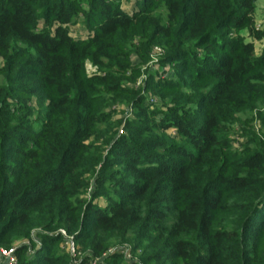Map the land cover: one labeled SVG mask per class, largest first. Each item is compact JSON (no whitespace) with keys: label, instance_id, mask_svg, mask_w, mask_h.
I'll return each mask as SVG.
<instances>
[{"label":"trees","instance_id":"obj_1","mask_svg":"<svg viewBox=\"0 0 264 264\" xmlns=\"http://www.w3.org/2000/svg\"><path fill=\"white\" fill-rule=\"evenodd\" d=\"M255 2L0 0V247L20 244L18 264H75L64 231L80 264L123 245L140 257L110 251L107 264H264V141L249 132L264 130V54L215 38ZM81 14L97 20L76 40ZM153 45L177 78L127 90ZM201 47L221 54L184 76Z\"/></svg>","mask_w":264,"mask_h":264},{"label":"rangeland","instance_id":"obj_2","mask_svg":"<svg viewBox=\"0 0 264 264\" xmlns=\"http://www.w3.org/2000/svg\"><path fill=\"white\" fill-rule=\"evenodd\" d=\"M113 2L119 3L121 7L130 10V6L135 4L137 10L139 11L141 8L142 0H113ZM164 12V9H162ZM87 14L90 13V9L86 12ZM94 20H97V16L93 17ZM78 23L75 26H72L70 29L71 35L76 39V40H83L87 39L89 34H92L94 32V20L88 19L85 14H81L77 18ZM260 28L259 30H256V28ZM216 40L217 42L221 45H224V47L229 46L231 48L233 47H240L244 44H251L254 47V55L257 57H260L262 54H264V0H256L255 2V9L252 13H247L245 16L244 24L238 28H231L228 30H222L219 33L216 34ZM155 48H160V52H156ZM194 50V48L192 49ZM190 50L191 55L193 58L190 59V65L187 69V72H185L184 76H187V74H191L195 70V66L193 62H196L200 67V70L202 71V68L205 66L204 62V55L206 54H212L215 53L216 55L221 54V48L215 49V47H201L198 48L197 51L194 53ZM165 50L161 46L153 45V48L151 49L149 53V59L147 63H143L142 61H138L136 59V56H134L133 61L130 64V69L127 73H125V77L127 78L128 82L125 83V88L127 90H135V91H140L141 93L144 91V88L146 84H148L150 81H154L156 77L162 78L163 80H167L168 78L176 79L177 75L174 74L175 68L172 66H165L162 65L160 62L161 58L164 57ZM96 69L93 68L92 66H88L87 72L88 74H95ZM185 81L187 83L185 84V88L189 91V94L187 97L190 96L189 99H191V105L194 106L197 102V96H192L191 94L195 91V86L198 84V81H196L193 77H185ZM201 83V81H199ZM143 90V91H142ZM167 91L164 92V95L166 96ZM177 92V91H176ZM175 91H171V93L174 95L176 93ZM203 92H206L205 89ZM156 93V92H148L147 97H148V102L151 104H157L158 105L161 103L162 104V99L160 98L161 94ZM144 94V92L142 93ZM36 100V99H35ZM167 102H170V99L166 100ZM147 102V103H148ZM193 103V104H192ZM36 104H38L36 102ZM160 106V105H159ZM187 108V107H186ZM194 108V107H191ZM264 108V104H263ZM39 112V109H38ZM121 114H124L126 117L127 115L132 118L134 117L135 110L133 108H126L124 112H121ZM126 114V115H125ZM242 117V115H239ZM243 119V118H242ZM244 120V119H243ZM252 130L250 129V133H256L258 136V140L264 141V136H262L261 132L264 131L260 124L255 120L253 122ZM238 131V134H235L234 137L240 134V136L243 138L242 143H246L248 140L249 135L247 136L243 132V127L242 126H235ZM174 131V130H173ZM176 132H172V136H174ZM245 134V135H244ZM260 135V136H259ZM252 136V135H251ZM245 146V145H244ZM243 147V146H242ZM23 243V242H22ZM24 244H29V241H24ZM18 246L20 244H15L14 246ZM124 248H127L126 245L123 246H115L111 247L108 249L103 255L99 256L95 261H93L91 264H107L110 263L111 260L108 259V253L116 252L118 250L123 251ZM129 249V248H128ZM67 252L66 245L64 243L63 249L60 250V253ZM141 251L139 250L138 252H132L130 251V257H127L126 259L129 262L137 260L138 257L141 255ZM58 254V253H56ZM88 254V253H87ZM86 255L84 252H78L76 253V256L74 258V263L75 264H80L82 261L83 256ZM122 262V260L120 261Z\"/></svg>","mask_w":264,"mask_h":264},{"label":"built area","instance_id":"obj_3","mask_svg":"<svg viewBox=\"0 0 264 264\" xmlns=\"http://www.w3.org/2000/svg\"><path fill=\"white\" fill-rule=\"evenodd\" d=\"M260 28H256V30H259ZM156 52H160V48H155ZM242 137L237 135L234 138L233 144L235 146H241L242 144ZM62 234L65 236L66 241H65V245H66V249L67 251L71 254V256H76V248H75V244L73 241L72 237H69L64 231H62ZM16 247H11V248H3L0 247V264H18V258H17V254H16ZM125 255L127 257H130V251L129 250H125Z\"/></svg>","mask_w":264,"mask_h":264}]
</instances>
